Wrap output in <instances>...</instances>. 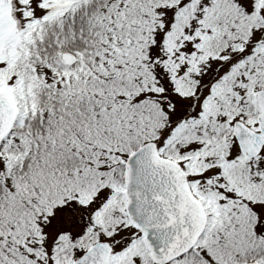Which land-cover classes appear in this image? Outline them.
<instances>
[{"label":"snow or ice","instance_id":"6c2138e0","mask_svg":"<svg viewBox=\"0 0 264 264\" xmlns=\"http://www.w3.org/2000/svg\"><path fill=\"white\" fill-rule=\"evenodd\" d=\"M0 264H264V0H0Z\"/></svg>","mask_w":264,"mask_h":264}]
</instances>
